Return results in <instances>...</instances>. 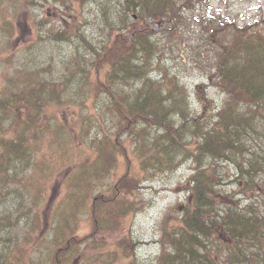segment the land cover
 <instances>
[{
  "label": "trees",
  "instance_id": "trees-1",
  "mask_svg": "<svg viewBox=\"0 0 264 264\" xmlns=\"http://www.w3.org/2000/svg\"><path fill=\"white\" fill-rule=\"evenodd\" d=\"M194 1L68 0L76 23L51 31L46 51L54 76L42 77L34 59L14 66L7 55L0 71V203L21 193L19 208H35L37 216L45 187L34 174L49 158L59 161L55 176L65 171L73 203L63 200L62 221L53 220L42 235L25 221L26 212L18 222L24 235L11 237L14 226L3 224L11 216L0 215V264H21L20 256L22 264H139L126 225L138 201L129 196L142 176L184 163L187 196L178 213L169 211L159 223L153 263L264 264V208L243 203L253 192L264 203V27L213 12L192 28L187 9L203 0ZM36 2L0 0L10 35L6 11L28 15ZM150 21L169 25L157 30ZM191 35L211 45L205 55L191 54L207 81L192 90L172 63ZM85 146L94 156L75 161L74 151ZM116 162L125 171L105 186ZM229 176L231 191L222 188ZM78 211L89 218L82 234L75 229ZM109 231L120 233L113 249L99 240ZM38 237L51 242L39 244Z\"/></svg>",
  "mask_w": 264,
  "mask_h": 264
},
{
  "label": "rangeland",
  "instance_id": "rangeland-1",
  "mask_svg": "<svg viewBox=\"0 0 264 264\" xmlns=\"http://www.w3.org/2000/svg\"><path fill=\"white\" fill-rule=\"evenodd\" d=\"M196 2V0L194 1ZM29 13L18 15L16 11H11V15L7 18L11 19L12 31L10 35L3 27L4 21L0 18V50H4V53L0 57L7 58L8 54L14 57L13 65H21L23 62H30L31 59L35 60V64L38 69H41L40 73L42 77L54 76L56 73H52L53 65H50L48 59H46V51H51V31L56 32L57 30L69 29L76 23L77 17L74 16L73 10L68 5V0H38L34 6H29ZM3 9V8H2ZM5 9V8H4ZM84 11V10H83ZM218 12L224 15L230 16L240 24L246 23H259L264 27V0H203L197 3V8L192 10L187 9L189 26L201 28V24L198 18L201 15H209L210 13ZM89 16V14H85ZM86 16V17H87ZM83 20V19H82ZM152 27L159 30L162 25H169L166 22H152ZM204 35L205 32H198V35ZM199 39V44H196V40ZM47 46V47H46ZM181 56L178 55L176 60L172 61L174 65L179 67L184 77V82L188 85L190 90L193 86L200 81H205L203 78L204 73L198 64L191 58V54L195 53L202 56V53L209 52L211 45L206 42L205 37L197 38L195 35H191L180 45ZM194 46V47H193ZM55 53V52H54ZM50 57V56H49ZM7 63H0L1 67H6ZM208 68L207 63L203 65ZM31 68V67H30ZM0 75V84L2 83V74ZM207 82V81H205ZM208 81L207 86L211 95L218 96L217 88H214ZM2 85H0L1 88ZM219 98H216L217 102ZM190 101H194L190 100ZM197 107V106H196ZM195 107V110L197 108ZM70 116L66 113L65 119L68 122ZM76 116V114H75ZM127 142V141H125ZM128 157L130 164L134 165L137 163V155L134 154L131 149L128 150ZM76 154V159L79 161L88 162L94 156V153L89 149L88 146L80 149L77 153L74 151L73 155ZM121 162V160H120ZM59 166L58 160L49 158L43 164V172H36L34 178L41 179V183L45 187V192L40 197L39 202V213L37 216L34 213V209H20L18 196L21 193L9 195L5 202L0 203V215H10V220L3 222L4 225L12 224L14 227L10 234L22 237L24 233L23 226L18 225L23 214H29L25 220L30 226L35 227V233L38 235L45 234L47 228L50 226L53 220H61L62 209L64 208V199L73 203L72 198L67 193L64 183L65 171L62 170V174L57 177L55 171ZM224 170L231 175L233 168L230 165H221ZM112 167V166H111ZM110 167V168H111ZM125 171V166L122 163H115L110 169L106 178L104 179L105 186L110 182L113 183L120 173ZM189 173L188 163L179 164L175 168L158 171L154 176L149 178V173L142 176V180L139 182V188L134 192L130 198L138 201V207L132 211L128 217V233L132 240H135L134 255L136 252V258L139 264H154V258L159 251L158 239L160 236L159 223L163 222V218L169 211L174 213L177 212V207H181L182 202L186 199V191L183 189L185 185V178ZM232 176H229L223 183L222 188L231 191L236 188L232 187L230 182ZM259 180V178H258ZM260 180L264 181V173L261 175ZM141 183V184H140ZM142 186H144L142 188ZM11 188L13 186H10ZM17 196V198H16ZM243 203H253L258 209L264 208L263 199L260 194L253 192L249 197H246ZM16 204V207L13 205ZM27 212V213H26ZM76 220L79 225L75 229H78L79 233L82 234L89 229V218L85 212H77ZM62 221V220H61ZM57 223V221H56ZM71 225V224H70ZM59 227V224H58ZM60 228V227H59ZM70 228V227H69ZM71 231V230H70ZM119 232L109 231L101 237V241L106 242L104 248L113 249L116 245V238ZM31 241L35 240L34 235L30 236ZM22 238L17 239L16 243L19 245ZM37 243H47L45 239L36 238ZM51 242V241H50ZM48 242V244L50 243ZM74 252V250H73ZM73 254L69 257L71 258ZM107 259H112V255H107ZM19 262L22 264V256L19 258ZM116 264V263H115Z\"/></svg>",
  "mask_w": 264,
  "mask_h": 264
}]
</instances>
